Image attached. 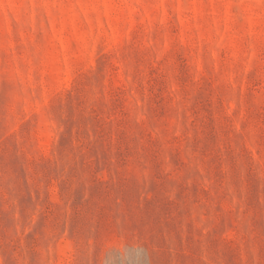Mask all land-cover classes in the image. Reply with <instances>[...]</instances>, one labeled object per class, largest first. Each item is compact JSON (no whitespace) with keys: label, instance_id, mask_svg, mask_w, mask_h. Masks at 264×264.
Listing matches in <instances>:
<instances>
[{"label":"rangeland","instance_id":"obj_1","mask_svg":"<svg viewBox=\"0 0 264 264\" xmlns=\"http://www.w3.org/2000/svg\"><path fill=\"white\" fill-rule=\"evenodd\" d=\"M0 264H264V0H0Z\"/></svg>","mask_w":264,"mask_h":264}]
</instances>
